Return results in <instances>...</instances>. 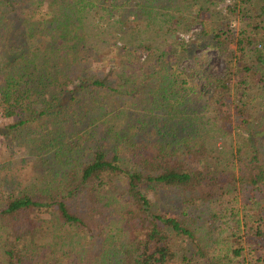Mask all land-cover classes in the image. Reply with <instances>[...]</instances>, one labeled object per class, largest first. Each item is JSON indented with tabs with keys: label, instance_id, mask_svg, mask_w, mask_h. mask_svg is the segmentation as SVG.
Masks as SVG:
<instances>
[{
	"label": "trees",
	"instance_id": "obj_1",
	"mask_svg": "<svg viewBox=\"0 0 264 264\" xmlns=\"http://www.w3.org/2000/svg\"><path fill=\"white\" fill-rule=\"evenodd\" d=\"M0 120V264H264V0H0Z\"/></svg>",
	"mask_w": 264,
	"mask_h": 264
},
{
	"label": "rangeland",
	"instance_id": "obj_2",
	"mask_svg": "<svg viewBox=\"0 0 264 264\" xmlns=\"http://www.w3.org/2000/svg\"><path fill=\"white\" fill-rule=\"evenodd\" d=\"M228 2H224V3H222L221 4V7L222 8H226L227 6H228ZM236 25L238 26L239 25V23L238 22H236ZM199 30V27H197V28H195V29H193L192 31L193 32H196V31H198ZM238 32V30L236 31V33ZM238 34V33H237ZM192 35V32L189 34V35H185L184 36V38H188L189 36H191ZM182 36V35H181ZM232 49L234 50V52H235V54H236V56H237V54H238V46H237V44H234V45H232ZM208 55L210 56V58H211V65H212V68H213V72L215 73V74H222V73H224L225 72V70H226V60H225V58L224 57H222V56H220L218 53H216V52H213V51H211V52H208ZM235 56V57H236ZM0 125H3V121H1L0 120ZM0 155H2V151L0 150ZM1 158H3L2 156H0V159ZM240 214L242 215V207H241V205H240ZM243 229V228H242Z\"/></svg>",
	"mask_w": 264,
	"mask_h": 264
}]
</instances>
